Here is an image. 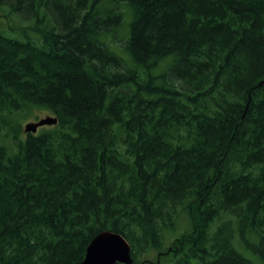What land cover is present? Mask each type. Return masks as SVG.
I'll return each instance as SVG.
<instances>
[{"label": "trees", "instance_id": "trees-1", "mask_svg": "<svg viewBox=\"0 0 264 264\" xmlns=\"http://www.w3.org/2000/svg\"><path fill=\"white\" fill-rule=\"evenodd\" d=\"M3 8L0 264H75L105 230L131 264H264V0ZM32 107L57 122L22 136Z\"/></svg>", "mask_w": 264, "mask_h": 264}, {"label": "water", "instance_id": "water-1", "mask_svg": "<svg viewBox=\"0 0 264 264\" xmlns=\"http://www.w3.org/2000/svg\"><path fill=\"white\" fill-rule=\"evenodd\" d=\"M56 122L55 116L46 115L36 121L27 122L24 125V131L35 133L39 127L52 125ZM130 251V244L121 234L105 230L91 239L83 259L75 264H131Z\"/></svg>", "mask_w": 264, "mask_h": 264}, {"label": "rangeland", "instance_id": "rangeland-1", "mask_svg": "<svg viewBox=\"0 0 264 264\" xmlns=\"http://www.w3.org/2000/svg\"><path fill=\"white\" fill-rule=\"evenodd\" d=\"M0 30H3L5 33H7L8 35L11 36H15L17 35V30L19 29V27L13 23L15 22L14 20L10 19L9 16H7V12L6 9L3 8L2 11H0ZM123 25L121 27V29H119L118 32V36L117 38H122L123 36L127 35V30H128V23L131 21V15L130 12L128 10H126L125 14H124V20H123ZM21 25V24H20ZM122 53V52H120ZM48 112H46L45 110L40 109L39 107H32V109L26 114L24 115L22 118H20V133L23 136V127L27 122H32V121H36L41 117H44L46 115H50L47 114ZM47 125H45L44 127H46ZM41 128V127H39ZM39 128L37 129V132L39 131ZM189 228V222L187 220V218L182 217V219L179 221V226L178 229L175 232H166V237H165V245L168 246L169 242L175 238L176 236H178L182 231H184L185 229ZM157 252L158 251H151L149 254L146 255V257H149V261L147 263L144 264H152V262L155 263L156 257H157Z\"/></svg>", "mask_w": 264, "mask_h": 264}]
</instances>
